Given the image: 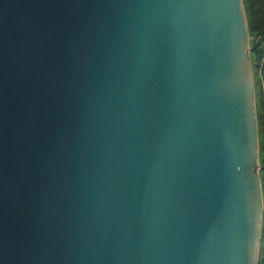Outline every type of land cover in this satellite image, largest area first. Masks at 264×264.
<instances>
[{"label":"water","instance_id":"95a60500","mask_svg":"<svg viewBox=\"0 0 264 264\" xmlns=\"http://www.w3.org/2000/svg\"><path fill=\"white\" fill-rule=\"evenodd\" d=\"M243 0H0V264H258Z\"/></svg>","mask_w":264,"mask_h":264},{"label":"rangeland","instance_id":"374dc122","mask_svg":"<svg viewBox=\"0 0 264 264\" xmlns=\"http://www.w3.org/2000/svg\"><path fill=\"white\" fill-rule=\"evenodd\" d=\"M254 0H243L245 13L247 17V24L249 29V36H250V43L253 45V40L258 39L257 35L253 34L251 32V22H252V10H251V3H253ZM255 0L254 5L255 8L258 7V4ZM257 46L259 43H257ZM256 46V47H257ZM255 47V49H256ZM255 49L251 51V58H252V64H253V73H254V83H255V99H256V108H257V114L260 113L262 107L264 106V74L262 71V64H263V57L259 58L258 55L255 54ZM258 118V116H257ZM259 125V124H258ZM263 126V125H262ZM260 139V135H259ZM263 153L260 150L259 158L260 162H263ZM263 192V206H264V191ZM263 228H264V212H263V218H262V228H261V237H260V246H259V258H258V264L263 263L264 260V245L262 243V236H263Z\"/></svg>","mask_w":264,"mask_h":264},{"label":"trees","instance_id":"16d2710c","mask_svg":"<svg viewBox=\"0 0 264 264\" xmlns=\"http://www.w3.org/2000/svg\"><path fill=\"white\" fill-rule=\"evenodd\" d=\"M255 0L251 3V10H252V22H251V32L257 35L258 39L253 40L252 44L256 42L259 45L255 49V54L262 58L264 56V0H257L258 7L255 8L254 5ZM262 71L264 74V57H263V64H262ZM258 116V128H259V135H260V150L264 154V106L262 107L261 111ZM263 125V126H262ZM264 163V155H263V162ZM261 178H262V188L264 191V168L261 171ZM262 243L264 245V228H263V236H262ZM264 264V260L263 263Z\"/></svg>","mask_w":264,"mask_h":264}]
</instances>
